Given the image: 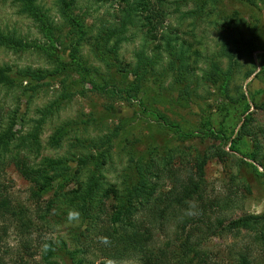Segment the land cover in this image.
Segmentation results:
<instances>
[{
    "label": "rangeland",
    "instance_id": "374dc122",
    "mask_svg": "<svg viewBox=\"0 0 264 264\" xmlns=\"http://www.w3.org/2000/svg\"><path fill=\"white\" fill-rule=\"evenodd\" d=\"M34 2L44 14L26 11L25 0H0V70L16 77L12 87L0 85V131L12 134L1 151L2 179L13 205L31 214L38 203L53 198L55 187H63L66 198L78 204L57 201L54 221L45 224L36 215L35 225L25 230L0 214V259L5 264H141L135 252L100 250L101 227L83 218L80 201L97 175H102L104 188L127 191L141 167L153 183L141 161L146 165L151 151L160 158L178 147L190 154L188 168L196 155L207 153L205 195L213 203L222 201L213 214L225 224L264 212V175L256 174L246 155L256 143L264 148V0H75L72 18L86 32L79 45L61 0ZM124 23L126 33L111 41L108 48L117 44V51L108 55L97 46L100 35ZM39 25H53V38ZM142 25L163 27L151 38ZM228 25L252 27L233 43ZM185 41L199 49L201 60L178 63L176 53ZM75 46L79 50L72 60ZM211 62L233 69L227 92L202 78ZM178 67L187 72L177 74ZM27 70L48 75L36 90L32 87L38 82L23 74ZM183 79L195 90L175 103V86L180 88ZM48 108L52 111L39 123ZM227 135L237 140V150L224 144ZM223 147L228 154L221 153ZM17 154L27 155L36 167L60 161L51 174L55 187L40 200L31 198L32 183L14 164ZM183 154L174 157L176 164L184 163ZM163 184L165 190L171 187ZM174 229L172 223L159 226L150 246L168 245ZM27 239L34 241L33 247L40 239L54 246L27 249ZM202 246L215 264H238L234 253L242 248L255 252L256 263L264 264L263 243L245 230L238 237L230 232L210 236Z\"/></svg>",
    "mask_w": 264,
    "mask_h": 264
},
{
    "label": "trees",
    "instance_id": "16d2710c",
    "mask_svg": "<svg viewBox=\"0 0 264 264\" xmlns=\"http://www.w3.org/2000/svg\"><path fill=\"white\" fill-rule=\"evenodd\" d=\"M25 1L26 11L34 16H38V13L44 14L40 7L35 5L34 0ZM61 4L62 14L71 24V31L74 33V37H76L74 43L79 45L86 32L84 31L85 25L72 18L71 10L73 9L75 0H61ZM147 18L150 19L149 17ZM39 26L50 39L53 38V25ZM127 26L124 23L118 28L110 27L104 29L100 35L101 41L99 40L97 46H101L100 49L107 52L108 55L116 52L117 44L112 45L113 47L110 49L108 45L113 39L124 35ZM228 26L231 27L229 32L231 36L228 38L234 37V40L231 41L233 43L238 42V37L242 38V30L245 33L247 29L252 27V25ZM142 27L147 32L148 37L156 38L157 33L162 29L163 25H142ZM162 35V39H164V34L162 33ZM172 40V38H169L168 43ZM118 41L116 40V43ZM251 42L250 44L253 45V42ZM185 43L181 45V52L176 53L178 54L176 56L179 59L178 63L183 64L189 61L195 62L197 60L196 62H198L201 60L199 49H194L195 47L187 41ZM78 50V46L73 47L70 53L72 60H76ZM231 65L234 64L231 62ZM223 66L221 63L211 62L206 69H203L202 78L206 82L218 84L221 90H226L227 92L234 75L230 65L228 68ZM77 67H82L80 62L77 63ZM175 71H177V74L187 72L182 67H178ZM136 73L138 72L136 71ZM23 74L38 82L37 86L32 87L33 90H36L48 76L45 73L30 70L24 71ZM179 81L180 88L177 85ZM179 81L175 83L177 85L175 88H178L179 95L173 98V102L175 103H181L182 100L191 97V94L195 90V88H189L185 84L186 79ZM15 82V75L3 69L0 70V85L12 87ZM94 87L97 89L103 88L97 84H94ZM51 111L52 108L45 109L39 123H42L47 113ZM175 127L177 128V125ZM262 132L264 133V131ZM253 133V131L247 132L248 135H252ZM11 138V133L0 131V214L9 217V223L18 225L17 228L22 230L31 229L35 225L36 221L33 216L36 215L40 221L50 224L51 221H54L55 213L53 209L55 210L57 201L63 204H68V202L78 204L75 199L66 198L63 187H55L54 185L55 177L51 174L57 169L55 167L56 163L60 164V161L55 162V160L50 159L47 160V166L36 167L29 163L27 155L17 154L12 156L18 171L32 183L31 198L40 200L53 186L56 188L53 198L49 199L45 205L38 203L37 211L33 214L24 206L17 208L13 205L12 196L8 194L9 190L2 179L5 165L1 151L8 147ZM236 141L231 135H227L224 144H230L229 150H237ZM255 146L256 148L246 155L255 166L256 174L264 175V148L258 143ZM228 151L223 147L221 153L228 154ZM181 153H185L183 154L184 163L182 162L181 165H178L174 162V157ZM152 154H154L153 151H151V160L146 161V165L143 163V158L141 161L153 183L149 181V177L143 173L141 167H137L135 170L134 184L131 187L127 186V191H122V189L116 188L114 185L104 188L101 180L102 175L93 176L90 179L89 187L85 190V195L82 196L84 200L80 201L83 204L81 210L84 212L82 213L83 218L88 219V223L101 227L100 234L103 235L100 244L101 251L110 252L111 250L113 253L118 250H126L129 253L132 251L135 252L134 255L137 254L141 264H215L210 253L202 249L203 242L210 236L223 235L230 232L233 236L238 237L241 231L245 230L253 233L255 241H261L264 245V212L245 214L231 220L228 224H225L223 217L214 216L213 212H216L214 211L215 208H221L223 205L221 204V200L213 203L211 200H207L205 195V166L209 159L207 153L193 156V164L190 168L187 167L190 164L187 158L190 154L184 150H180L178 147L169 149L167 151L168 155L160 156V158L154 157L156 154ZM104 161L100 165L104 164ZM260 165L263 171L259 170ZM101 168L99 166V170ZM166 181L171 184L169 190H165L163 187V182ZM94 194L99 199L100 204H96ZM189 212L193 214L189 215ZM52 213L54 216H52ZM166 223H172L175 227V235L171 242L159 248L156 246L151 247L150 244L156 234V230L159 226L166 225ZM38 244L35 246L36 248L44 246V244L49 249L54 246L51 241L46 242L41 239L38 241ZM33 245L34 241L28 239L23 244L27 249L35 248ZM52 255L55 254L53 253ZM234 258L237 259L238 264H257L255 252L246 250L245 248L234 253ZM0 264H5L2 259H0ZM101 264H106V262L102 261Z\"/></svg>",
    "mask_w": 264,
    "mask_h": 264
},
{
    "label": "clouds",
    "instance_id": "9594fccd",
    "mask_svg": "<svg viewBox=\"0 0 264 264\" xmlns=\"http://www.w3.org/2000/svg\"><path fill=\"white\" fill-rule=\"evenodd\" d=\"M188 214H189V215H192L193 213L189 212Z\"/></svg>",
    "mask_w": 264,
    "mask_h": 264
}]
</instances>
